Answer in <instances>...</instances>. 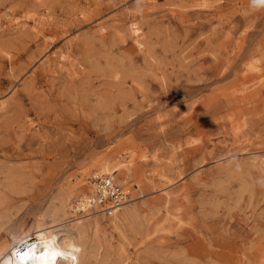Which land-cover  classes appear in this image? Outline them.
Segmentation results:
<instances>
[{
    "label": "rangeland",
    "instance_id": "374dc122",
    "mask_svg": "<svg viewBox=\"0 0 264 264\" xmlns=\"http://www.w3.org/2000/svg\"><path fill=\"white\" fill-rule=\"evenodd\" d=\"M1 101L0 262L97 217L87 264H264V7L0 0ZM102 166L146 213L124 234L61 207Z\"/></svg>",
    "mask_w": 264,
    "mask_h": 264
},
{
    "label": "bare ground",
    "instance_id": "6f19581e",
    "mask_svg": "<svg viewBox=\"0 0 264 264\" xmlns=\"http://www.w3.org/2000/svg\"><path fill=\"white\" fill-rule=\"evenodd\" d=\"M0 106L3 108L4 102L1 101ZM99 170L100 172H94L90 177L87 176L89 179L86 178L84 184L88 185L89 189H86L75 199L73 198L74 200L70 203L67 202V199H65L63 205L61 204V207L63 210H66L68 208L72 210V212L78 214L84 213L85 215H89L91 213H100L109 216V218L112 219L111 224H113L114 228L119 231V233L124 234L128 229L127 227L132 228L137 223H139L142 215L146 214L145 210L142 208V206L136 207L132 204H129V202L131 201L130 196L132 191L127 188V185L130 183V181L126 170L121 174V179H118V177L116 178L117 173L120 172V168L111 170L106 166H102L99 168ZM103 174L115 175V179H118V182L120 184L115 181L113 177H110L113 178L115 183L124 187L126 192L129 193L121 207L115 210L111 215H107L104 212H98L97 207L92 211V205L89 203V196L93 193L92 178L95 175ZM70 196L71 195H69V197ZM141 210L144 211L141 213ZM99 224L100 221L97 219V217H94V219H92V221H88V223L77 221L70 227L65 226L56 229H48L44 227V224H38L35 231L18 235L13 239V242L10 244L9 252L2 258L0 264H61V262H66L67 264H87L86 257L84 255L85 244L83 245V243L77 241L76 238L78 237V235L84 236L89 232V230H92L98 240V238L100 237V232L98 233L100 226ZM84 238H86V236L83 237V239ZM87 245L88 243L86 244V248ZM54 253H60V255H54Z\"/></svg>",
    "mask_w": 264,
    "mask_h": 264
},
{
    "label": "built area",
    "instance_id": "2783aa9c",
    "mask_svg": "<svg viewBox=\"0 0 264 264\" xmlns=\"http://www.w3.org/2000/svg\"><path fill=\"white\" fill-rule=\"evenodd\" d=\"M93 193L89 196L92 211L111 215L119 209L129 193L125 188L114 182L109 175H95L92 178Z\"/></svg>",
    "mask_w": 264,
    "mask_h": 264
},
{
    "label": "clouds",
    "instance_id": "9594fccd",
    "mask_svg": "<svg viewBox=\"0 0 264 264\" xmlns=\"http://www.w3.org/2000/svg\"><path fill=\"white\" fill-rule=\"evenodd\" d=\"M251 6L253 8L264 7V0H251Z\"/></svg>",
    "mask_w": 264,
    "mask_h": 264
},
{
    "label": "snow or ice",
    "instance_id": "6c2138e0",
    "mask_svg": "<svg viewBox=\"0 0 264 264\" xmlns=\"http://www.w3.org/2000/svg\"><path fill=\"white\" fill-rule=\"evenodd\" d=\"M54 255H60V253H54Z\"/></svg>",
    "mask_w": 264,
    "mask_h": 264
}]
</instances>
